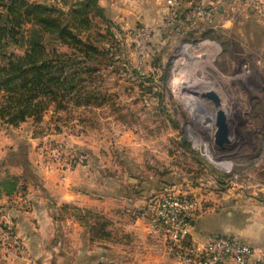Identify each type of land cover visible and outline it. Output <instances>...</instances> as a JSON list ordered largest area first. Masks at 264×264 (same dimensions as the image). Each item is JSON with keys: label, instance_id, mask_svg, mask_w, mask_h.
<instances>
[{"label": "rangeland", "instance_id": "obj_1", "mask_svg": "<svg viewBox=\"0 0 264 264\" xmlns=\"http://www.w3.org/2000/svg\"><path fill=\"white\" fill-rule=\"evenodd\" d=\"M247 26H240L232 38L216 32L218 39L189 35L181 40L186 35H169L162 30L166 40L161 43L153 31L142 64L132 32L113 29V35L97 24L84 39L90 34V41L112 56L114 64L100 66L95 80L107 101L91 107L53 103L43 110L41 120L31 123L29 119L18 130L5 126L0 131V147L5 148L0 155H12L9 144L2 141L4 136L11 139L31 132L33 143L38 144L54 135L68 149L72 140L63 135L74 133L81 138L82 150L90 148L97 155H110L106 164H101L106 166L105 184L109 185L112 178L120 180L122 191L179 177L157 191L158 200L175 189L202 183L208 184L207 190L221 187L214 181L219 177L235 193L264 199V193L259 192L264 185V75L259 63L263 54L257 39L247 33ZM48 47H56L59 53L72 51L58 44ZM107 56L100 59L107 61ZM157 62L160 66L156 67ZM211 90L217 92L216 103L203 96ZM218 108L224 109L229 120V140L222 144L215 141L214 115ZM18 155L26 154L21 151ZM30 155H38L39 165L48 175L59 172L64 179L70 171L55 165L48 170L45 152ZM112 155L114 160L120 155L126 162L113 165ZM223 174L231 176L224 178ZM8 205L14 206L17 216L20 204L14 201ZM143 212L139 208L135 214Z\"/></svg>", "mask_w": 264, "mask_h": 264}, {"label": "crops", "instance_id": "obj_2", "mask_svg": "<svg viewBox=\"0 0 264 264\" xmlns=\"http://www.w3.org/2000/svg\"><path fill=\"white\" fill-rule=\"evenodd\" d=\"M44 1L68 10L75 0ZM189 2L208 4V0ZM98 5L103 10V19L99 15L95 19L99 25L106 28L111 25L112 30L123 32L148 26L160 43L166 40L161 29L164 0H98ZM186 24L190 25V31L181 40H187L191 35L206 39L203 33L208 29L232 38L240 26L248 25L247 33L257 39L258 49L263 54L259 63L264 75V19L258 10L240 5L237 0H223L211 19L194 17L181 22L180 29ZM28 121L14 128L18 130ZM63 136L72 140L70 145L83 148L80 136L74 133ZM4 137L2 141L9 144L6 146L10 152L18 153L23 146L26 155H0V208L14 201L20 204L15 222L33 261L8 259L0 245V264H181L150 225L149 211L156 200L149 194L134 198L119 196L120 180L114 178L109 185L105 184L104 161L110 155H97L90 148L85 149L88 153L86 162L67 171L65 178L61 179L59 172L45 173L39 165L38 155H30L38 154V144L42 140L33 143L35 138L31 132H23L11 139ZM4 149L0 147V153ZM121 160L120 155L119 158L115 155L111 163L118 165ZM14 180H17L15 189L8 192L9 183ZM214 181L219 186L216 178ZM206 187L208 184L202 183L168 192L198 195L202 201V208L191 219V239L205 243L214 236L225 235L264 249V199L235 193L228 186L224 189L214 186L209 190ZM259 192L264 193V185ZM66 205L90 209L104 216L109 221V236L93 238L89 228L66 209ZM139 208L144 212L136 216Z\"/></svg>", "mask_w": 264, "mask_h": 264}, {"label": "trees", "instance_id": "obj_3", "mask_svg": "<svg viewBox=\"0 0 264 264\" xmlns=\"http://www.w3.org/2000/svg\"><path fill=\"white\" fill-rule=\"evenodd\" d=\"M69 7L66 10L39 0H0V131L9 125L17 127L29 119L41 120L43 110L53 103L64 104V107L69 104L91 107L107 101L95 80L100 66L114 64L112 56L94 45L90 34L84 39L85 34L99 24L95 23L97 15L103 19V10L98 0H75ZM107 26L112 32L111 25ZM203 37L218 39L211 29L206 30ZM54 44L72 51L59 53L56 47H48ZM102 56H107V61L100 59ZM160 60L158 57L157 61ZM183 144L190 148L188 143ZM76 148L88 159L87 151ZM21 151H24L23 146H20ZM125 162L122 159L120 164ZM174 179L179 177H169L149 186H134L127 191L118 188L117 192L119 196L130 198L149 194L156 200L157 191L169 186ZM217 181L221 189L227 187L226 181L219 177ZM16 183L17 180L9 183L8 192L15 189ZM65 208L89 228L93 238L109 236V221L104 216L74 205Z\"/></svg>", "mask_w": 264, "mask_h": 264}, {"label": "built area", "instance_id": "obj_4", "mask_svg": "<svg viewBox=\"0 0 264 264\" xmlns=\"http://www.w3.org/2000/svg\"><path fill=\"white\" fill-rule=\"evenodd\" d=\"M223 0H208V4L194 3L187 0H164L165 13L162 30L167 34L185 36L190 31V25L180 29L181 22L191 18L211 19ZM238 4L252 7L259 11L264 19V0H237ZM140 48V63H144L147 44L153 36V30L148 26H138L132 31ZM244 69L248 70L245 65ZM47 136L40 143L38 153L45 152L48 158V170L74 169L82 165L87 156L75 146L65 148V145ZM51 155H50V154ZM52 165V166H51ZM63 172V171H62ZM2 208V209H1ZM0 208V245L5 257L32 262L30 249L18 231L13 205ZM20 208V207H18ZM202 208V201L196 196L183 193H167L160 197L152 206L150 225L159 233L176 260L181 264H264V249L254 247L238 239L217 235L199 243L191 239V219Z\"/></svg>", "mask_w": 264, "mask_h": 264}, {"label": "water", "instance_id": "obj_5", "mask_svg": "<svg viewBox=\"0 0 264 264\" xmlns=\"http://www.w3.org/2000/svg\"><path fill=\"white\" fill-rule=\"evenodd\" d=\"M204 97L211 99L214 103L218 102V95L214 91H206ZM209 120V119H208ZM211 120V119H210ZM214 122L216 127L215 141L218 144L228 142L230 136L229 120L222 108H218L214 115Z\"/></svg>", "mask_w": 264, "mask_h": 264}]
</instances>
